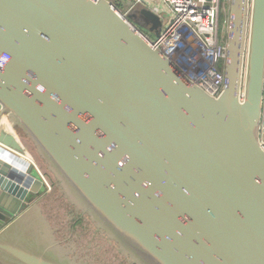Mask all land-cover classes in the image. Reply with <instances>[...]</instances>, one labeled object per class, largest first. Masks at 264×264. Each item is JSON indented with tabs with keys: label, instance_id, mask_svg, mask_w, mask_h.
<instances>
[{
	"label": "water",
	"instance_id": "1",
	"mask_svg": "<svg viewBox=\"0 0 264 264\" xmlns=\"http://www.w3.org/2000/svg\"><path fill=\"white\" fill-rule=\"evenodd\" d=\"M230 15L212 96L144 38L146 7L0 0V264H85L30 204L48 186L19 129L138 264H264V0Z\"/></svg>",
	"mask_w": 264,
	"mask_h": 264
},
{
	"label": "built area",
	"instance_id": "2",
	"mask_svg": "<svg viewBox=\"0 0 264 264\" xmlns=\"http://www.w3.org/2000/svg\"><path fill=\"white\" fill-rule=\"evenodd\" d=\"M125 1L129 4L126 16L146 7L161 17L159 36L146 32L153 41L147 35L144 38L169 58L171 67L190 86L197 85L212 96L222 93L228 39L221 33L220 20L226 14L227 5L230 13L232 0H121ZM261 121L260 139L264 149V108ZM41 174L51 189L46 176Z\"/></svg>",
	"mask_w": 264,
	"mask_h": 264
},
{
	"label": "rangeland",
	"instance_id": "3",
	"mask_svg": "<svg viewBox=\"0 0 264 264\" xmlns=\"http://www.w3.org/2000/svg\"><path fill=\"white\" fill-rule=\"evenodd\" d=\"M113 1L119 4L123 13L128 12L127 1ZM230 18L227 5L226 14L222 15L220 20L221 33L225 39L229 36ZM136 20L138 18L133 17V21ZM18 133L26 148V155L37 165L51 185L50 192L39 202L41 214L52 230H56L57 237L63 239L64 245L74 252L72 256L78 261H84L85 264H138L126 250H122L115 239L97 226L88 213L83 212L75 202L76 198L72 192L64 188L62 181L58 179L34 142L20 129Z\"/></svg>",
	"mask_w": 264,
	"mask_h": 264
},
{
	"label": "crops",
	"instance_id": "4",
	"mask_svg": "<svg viewBox=\"0 0 264 264\" xmlns=\"http://www.w3.org/2000/svg\"><path fill=\"white\" fill-rule=\"evenodd\" d=\"M26 157L28 158L27 155H26ZM30 161H31V160H30ZM50 190H51V189L48 188V189L46 190V192L43 193L41 196H37V197L33 198V200L30 202V204L41 202V200H43V198H44V195L48 194V193L50 192ZM57 240L60 241V243L64 245V243H63V239H59V238L57 237ZM65 246H66V245H65ZM73 253H74V252H72V251L70 250V254H71V256L73 255ZM82 262H84V261H82Z\"/></svg>",
	"mask_w": 264,
	"mask_h": 264
},
{
	"label": "bare ground",
	"instance_id": "5",
	"mask_svg": "<svg viewBox=\"0 0 264 264\" xmlns=\"http://www.w3.org/2000/svg\"><path fill=\"white\" fill-rule=\"evenodd\" d=\"M3 125H5V127L7 128V129H10V127L6 124V123H3ZM26 160H27V162L29 161V162H31L30 161V158L28 159L27 157H24Z\"/></svg>",
	"mask_w": 264,
	"mask_h": 264
},
{
	"label": "flooded vegetation",
	"instance_id": "6",
	"mask_svg": "<svg viewBox=\"0 0 264 264\" xmlns=\"http://www.w3.org/2000/svg\"><path fill=\"white\" fill-rule=\"evenodd\" d=\"M149 33V32H148Z\"/></svg>",
	"mask_w": 264,
	"mask_h": 264
}]
</instances>
